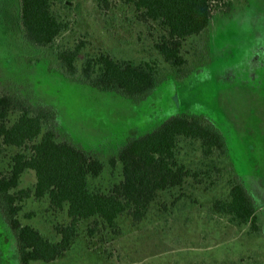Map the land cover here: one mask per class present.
<instances>
[{
    "label": "rangeland",
    "instance_id": "1",
    "mask_svg": "<svg viewBox=\"0 0 264 264\" xmlns=\"http://www.w3.org/2000/svg\"><path fill=\"white\" fill-rule=\"evenodd\" d=\"M64 1L55 9L69 30L53 49L38 50L22 38L18 0H0V92H20L38 108L56 111L60 140L91 152L106 166L100 178L91 180L93 189L107 191L120 182L122 166L112 168L110 160L132 138L175 115L193 114L212 123L227 151L225 157L204 160L199 144L182 141L179 160L196 171L211 170V179H188L182 188L161 193L141 222L121 217L119 234L99 225L91 237L93 222L82 221L78 238L62 258L31 264H264V0H228V12L215 11L208 30L184 43L187 75H178L156 52L159 31L152 36L130 0H104L102 8L98 0ZM81 41L85 49L79 67L99 53L155 63L156 92L128 99L62 76L53 67L54 52ZM7 168L4 159L0 171ZM235 177L256 207L257 233L249 225H233L214 209L217 200L228 197ZM35 183V173L27 171L19 189ZM21 206V224L58 241L55 226L69 223L66 209L54 211L46 200L34 198ZM17 249L0 211V264H19Z\"/></svg>",
    "mask_w": 264,
    "mask_h": 264
},
{
    "label": "trees",
    "instance_id": "2",
    "mask_svg": "<svg viewBox=\"0 0 264 264\" xmlns=\"http://www.w3.org/2000/svg\"><path fill=\"white\" fill-rule=\"evenodd\" d=\"M104 0H98V5ZM64 0H18V26L31 48L53 49L57 40L69 30L68 22L55 9ZM137 19L153 31L154 49L178 75L187 59L183 55L187 39L205 33L215 11L228 12V0H130ZM106 4V3H104ZM84 42L54 52V69L104 93H117L128 99H144L156 92L158 67L152 62L139 64L117 60L99 53L78 61ZM193 114L175 115L153 131L132 138L110 160L122 166V180L107 191L93 189L91 180L101 177L106 166L91 152L62 141L57 132L58 115L52 107L33 105L20 92H0V162L8 159V168L0 171V211L18 247V263H52L62 258L78 238L82 221H92L89 236L99 225L119 234V219L127 216L134 223L145 219L149 208L161 193L182 188L188 179L204 183L212 171L188 168L179 158L182 141L200 146L202 158L213 160L226 156L225 140L209 121ZM16 152L9 154V150ZM214 162V161H213ZM27 171H33V188L19 189ZM222 173L217 169V174ZM30 198L46 200L54 211L66 209L69 223L55 226L58 241L45 238L37 229L23 225L21 204ZM214 209L230 222L252 232L259 231L256 207L245 188L235 177L226 199L217 200Z\"/></svg>",
    "mask_w": 264,
    "mask_h": 264
}]
</instances>
